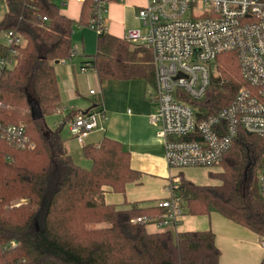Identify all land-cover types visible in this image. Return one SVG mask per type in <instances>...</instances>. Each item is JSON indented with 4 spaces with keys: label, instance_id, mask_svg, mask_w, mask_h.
Listing matches in <instances>:
<instances>
[{
    "label": "trees",
    "instance_id": "16d2710c",
    "mask_svg": "<svg viewBox=\"0 0 264 264\" xmlns=\"http://www.w3.org/2000/svg\"><path fill=\"white\" fill-rule=\"evenodd\" d=\"M6 3L0 33L15 30L26 45L17 66L2 77L0 121L25 124L33 147L16 150L0 140V264H219L211 230L151 233L150 226L132 220L159 218L163 210L158 206L105 203L108 191L125 194L141 179L120 143L103 138L85 145L83 155L91 163L85 169L74 162L61 136L76 114L54 130L44 122L62 109L54 63L69 57L74 30L88 26L94 2L82 3L78 21L62 13L60 0ZM6 53L0 44V57ZM82 65L101 80H141L150 86L155 81L151 52L107 31L97 35L96 54ZM216 65L218 76L200 103L208 116L228 107L244 85L235 53L220 55ZM218 166L222 171L209 176L219 186H199L181 177L178 191L188 214H220L264 243L259 190L264 141L241 133Z\"/></svg>",
    "mask_w": 264,
    "mask_h": 264
},
{
    "label": "built area",
    "instance_id": "2783aa9c",
    "mask_svg": "<svg viewBox=\"0 0 264 264\" xmlns=\"http://www.w3.org/2000/svg\"><path fill=\"white\" fill-rule=\"evenodd\" d=\"M92 1L88 27L99 34L106 31L110 3L125 0ZM136 19L147 31L129 30L124 39L152 54L155 87L149 99L155 110L149 123L159 129L170 170L218 166L241 133L264 141V0H146ZM4 38L7 53L0 57V84L17 66L19 51L26 45L15 30L6 31ZM225 53L237 55L244 85L228 107L208 116L200 103L218 76L216 60ZM76 55L73 49L65 61ZM104 116L102 105L76 114L67 123L71 139L84 146ZM0 140L16 150L33 147L25 124L0 121ZM180 184L181 177H170L168 197L157 205L163 210L159 218L138 217L132 223L177 235L185 208ZM259 190L264 197L263 172Z\"/></svg>",
    "mask_w": 264,
    "mask_h": 264
},
{
    "label": "crops",
    "instance_id": "0c3cea01",
    "mask_svg": "<svg viewBox=\"0 0 264 264\" xmlns=\"http://www.w3.org/2000/svg\"><path fill=\"white\" fill-rule=\"evenodd\" d=\"M60 3L65 16L74 21L79 20L81 2L72 0L70 6L63 0ZM145 4L146 0L110 3L104 22L106 31L124 39L129 16L133 14L134 20L140 23L136 15ZM93 44L75 33L73 45L77 51L76 57L72 61L54 63L62 108L58 115L65 119L71 113H87L102 105L104 119L85 145L98 144L103 138L120 143L123 150L130 155L131 168L141 175L139 183L129 184L125 194L108 191L104 196L105 203L118 207L134 204L142 207L157 206L168 197L167 187L173 175L165 159L164 143L159 136V129L149 123V116L155 110L154 103L149 99L154 91L155 81L150 86L141 80L99 79L94 70L83 68L82 65L94 56ZM91 91L97 94L92 96ZM66 126L68 127L67 122ZM63 140L76 163L81 159L78 149L80 148L83 155L85 145H79L71 137ZM183 216L179 220L178 233L208 230L213 232L215 245L220 252L219 264H262L264 244L251 230L217 213L200 217ZM148 230L151 233L159 232L154 226H150Z\"/></svg>",
    "mask_w": 264,
    "mask_h": 264
},
{
    "label": "rangeland",
    "instance_id": "374dc122",
    "mask_svg": "<svg viewBox=\"0 0 264 264\" xmlns=\"http://www.w3.org/2000/svg\"><path fill=\"white\" fill-rule=\"evenodd\" d=\"M66 5L70 6L72 3V0H63ZM7 13V3L6 0H0V22L4 18L5 14ZM132 29H140L143 33L147 31L146 28L142 26L141 23H138L134 20L133 14L129 16V21L126 25V32L127 33L129 30ZM78 33L80 34V38L84 37L88 43L91 41L94 43L93 48L96 54L97 51V35L98 33L96 31L91 30L88 26L83 25V26H77L74 30V34ZM84 33V35H83ZM5 32L0 33V44L4 45L5 43V38H4ZM126 36V34H125ZM124 36V38H125ZM91 47V44H90ZM64 119L61 115L53 114L45 117V124L50 130L56 129L57 126H61L63 123ZM61 136L64 139L70 138L69 130L66 125L63 126V130L61 133ZM78 155L81 159L76 161V164L79 165L82 168L85 169H90L91 168V163L85 159V157L81 154L80 148L78 149ZM222 169L219 166H214V167H189V168H182V169H173L172 170V175L173 176H179L184 178L185 180H188L196 185L199 186H219L221 182L218 179H213L210 178L209 174L210 173H219L221 172ZM122 208L121 206H119ZM183 214L184 216L189 215L187 212V209H183ZM183 216V217H184Z\"/></svg>",
    "mask_w": 264,
    "mask_h": 264
},
{
    "label": "water",
    "instance_id": "95a60500",
    "mask_svg": "<svg viewBox=\"0 0 264 264\" xmlns=\"http://www.w3.org/2000/svg\"><path fill=\"white\" fill-rule=\"evenodd\" d=\"M29 103L31 104V101H30V99H29ZM248 136H251V135H248ZM263 175H264V171H263Z\"/></svg>",
    "mask_w": 264,
    "mask_h": 264
}]
</instances>
